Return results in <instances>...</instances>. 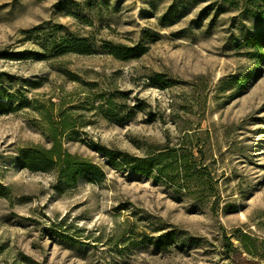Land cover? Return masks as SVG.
Instances as JSON below:
<instances>
[{
	"label": "rangeland",
	"instance_id": "obj_1",
	"mask_svg": "<svg viewBox=\"0 0 264 264\" xmlns=\"http://www.w3.org/2000/svg\"><path fill=\"white\" fill-rule=\"evenodd\" d=\"M262 14L264 0H0V53L45 57L0 60V264H264V48L245 44ZM63 36L93 52L51 46ZM102 41L146 52L118 61ZM34 109L64 116L63 149L103 176L57 191L22 169L21 149L49 148ZM94 143L201 154L186 183L113 169Z\"/></svg>",
	"mask_w": 264,
	"mask_h": 264
},
{
	"label": "trees",
	"instance_id": "obj_2",
	"mask_svg": "<svg viewBox=\"0 0 264 264\" xmlns=\"http://www.w3.org/2000/svg\"><path fill=\"white\" fill-rule=\"evenodd\" d=\"M263 23L261 29L255 35L250 36L245 40V44L251 49L255 50L254 56H261V50L264 48V14L260 15ZM36 30V29H33ZM32 32V30L30 31ZM56 41L51 43V46L63 45L72 52L79 55H88L93 52L91 45L87 38H69L67 36L59 37ZM43 52L49 51L47 47H42ZM106 55L118 61H128L140 58L146 52V47L141 45L124 46L120 44H113L109 41H102L100 46ZM44 53L22 50L17 52H1L0 60L11 61H25V60H42ZM256 54V55H255ZM153 86L159 89H164L172 84L171 80H163L161 75H156L153 79ZM6 100L11 97L4 95ZM50 108L53 109L54 104L49 103ZM10 104H3L0 102V110L8 108ZM21 107H31V102L26 100L25 105H17L14 109H7L6 114L15 111ZM37 110L40 117L46 122L45 132L49 143V148L40 146H30L19 151V166L30 172L53 173L55 177V189L73 187L80 177L91 176L99 178L103 176L102 169L85 159L73 156L62 147L61 135L62 133L71 129L70 123L58 113V119L47 116L46 111ZM1 114V113H0ZM187 136V133H186ZM197 136V134H195ZM93 149L107 160V165L117 170L127 169L133 173L143 175L148 178L157 179L159 176L168 178L172 173L177 174L186 183L195 180L191 174V165L186 155L190 159H194L193 153L201 154V149L198 145H182L177 150H173V155L164 154L162 152L156 155H147L145 157H137L120 150L109 149L97 143L93 144Z\"/></svg>",
	"mask_w": 264,
	"mask_h": 264
}]
</instances>
